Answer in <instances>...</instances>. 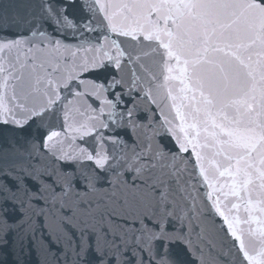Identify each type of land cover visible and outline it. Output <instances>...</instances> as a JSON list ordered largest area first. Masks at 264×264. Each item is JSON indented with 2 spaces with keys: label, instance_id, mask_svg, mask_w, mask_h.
Segmentation results:
<instances>
[{
  "label": "snow or ice",
  "instance_id": "1",
  "mask_svg": "<svg viewBox=\"0 0 264 264\" xmlns=\"http://www.w3.org/2000/svg\"><path fill=\"white\" fill-rule=\"evenodd\" d=\"M76 2L40 0L38 16L0 28V121L23 127L47 116L59 127L62 120V130L48 128L45 147L58 159L86 158L103 168L109 158L101 151L57 154V145L70 133L103 139L105 114L135 127L136 107L119 91L127 82L98 74L120 72L125 61L138 65L144 75L133 71L129 91L143 85L159 109L161 132L178 146L173 161L184 159L193 183L207 188L211 210L247 264H264V0H95L72 48L44 29L73 27L68 9ZM95 25L101 32L93 41L84 33L97 32ZM146 200L139 198L145 210ZM150 239H166L163 226Z\"/></svg>",
  "mask_w": 264,
  "mask_h": 264
},
{
  "label": "water",
  "instance_id": "2",
  "mask_svg": "<svg viewBox=\"0 0 264 264\" xmlns=\"http://www.w3.org/2000/svg\"><path fill=\"white\" fill-rule=\"evenodd\" d=\"M94 3L77 0L68 9L73 27L44 30L75 48ZM39 5L40 0H0V28L8 29L20 17L38 16ZM95 26L97 32L84 33L93 41L101 32ZM18 30L23 29L11 28ZM133 71L144 75L138 65L134 69L125 61L122 71L110 68L98 78L127 82L119 91L130 101L127 107H136L135 127L121 123L119 116L113 124L105 114L101 119L109 127L99 129L103 139L77 135L73 140L70 133L57 145V154L61 148L75 155L79 149L99 150L109 158L103 168L86 158L58 159L45 147L48 128L62 130V120L59 127L47 116L23 127L0 121V264H247L223 219L211 210L207 188L193 183L184 159L173 161L178 146L161 132L162 116L144 97L143 85L138 80L140 86L129 91ZM123 110L121 105L117 111ZM161 149L167 153L164 161L155 158ZM89 177L94 178L91 184ZM142 196L147 210L139 201ZM161 226L166 239H150Z\"/></svg>",
  "mask_w": 264,
  "mask_h": 264
}]
</instances>
